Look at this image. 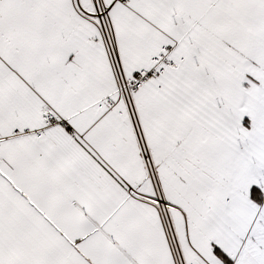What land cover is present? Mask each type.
<instances>
[{
  "label": "snow or ice",
  "instance_id": "snow-or-ice-1",
  "mask_svg": "<svg viewBox=\"0 0 264 264\" xmlns=\"http://www.w3.org/2000/svg\"><path fill=\"white\" fill-rule=\"evenodd\" d=\"M0 264H264V0H0Z\"/></svg>",
  "mask_w": 264,
  "mask_h": 264
}]
</instances>
